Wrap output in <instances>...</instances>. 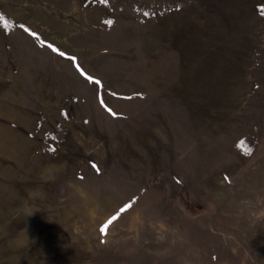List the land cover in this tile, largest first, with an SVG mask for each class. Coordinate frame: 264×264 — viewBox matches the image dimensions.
I'll return each instance as SVG.
<instances>
[{
    "label": "rangeland",
    "instance_id": "1",
    "mask_svg": "<svg viewBox=\"0 0 264 264\" xmlns=\"http://www.w3.org/2000/svg\"><path fill=\"white\" fill-rule=\"evenodd\" d=\"M0 264H264V0H0Z\"/></svg>",
    "mask_w": 264,
    "mask_h": 264
},
{
    "label": "snow or ice",
    "instance_id": "2",
    "mask_svg": "<svg viewBox=\"0 0 264 264\" xmlns=\"http://www.w3.org/2000/svg\"><path fill=\"white\" fill-rule=\"evenodd\" d=\"M33 35H35V33H33ZM53 51H56V49H53ZM61 55H64V53H60ZM74 59V58H73ZM89 79H91L90 77H89ZM113 219H115V217L113 218Z\"/></svg>",
    "mask_w": 264,
    "mask_h": 264
}]
</instances>
